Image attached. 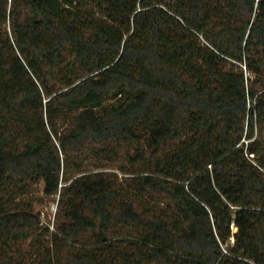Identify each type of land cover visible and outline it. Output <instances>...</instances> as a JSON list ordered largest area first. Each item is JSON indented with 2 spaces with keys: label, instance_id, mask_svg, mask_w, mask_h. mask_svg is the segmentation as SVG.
<instances>
[{
  "label": "trees",
  "instance_id": "trees-1",
  "mask_svg": "<svg viewBox=\"0 0 264 264\" xmlns=\"http://www.w3.org/2000/svg\"><path fill=\"white\" fill-rule=\"evenodd\" d=\"M0 264H264V0H0Z\"/></svg>",
  "mask_w": 264,
  "mask_h": 264
},
{
  "label": "rangeland",
  "instance_id": "rangeland-1",
  "mask_svg": "<svg viewBox=\"0 0 264 264\" xmlns=\"http://www.w3.org/2000/svg\"><path fill=\"white\" fill-rule=\"evenodd\" d=\"M97 164H100V163L96 162L95 160H86L83 164V167L86 168L87 170H92L96 168ZM99 168L106 170V171L111 170L110 167L107 166V164H103ZM76 173L77 172L75 168L69 167L68 169H66L63 177L64 179L67 177H73L76 175ZM118 174L120 175V177H124V178L127 176L126 174L120 171L118 172ZM44 189H45L44 183L40 182L36 185H33L30 191L24 197H21V198H23V200L32 202L38 211L43 212L44 221L47 223H50L51 226L54 225V223L56 222L54 225L56 226V224L58 223V217H59L57 201L46 198ZM83 239H90L91 241L92 239L91 233L87 232L84 236H82V240ZM49 240H50V235H46L42 237V242L44 243L49 242ZM29 248L30 246L28 243L23 246V249L25 250Z\"/></svg>",
  "mask_w": 264,
  "mask_h": 264
},
{
  "label": "built area",
  "instance_id": "built-area-1",
  "mask_svg": "<svg viewBox=\"0 0 264 264\" xmlns=\"http://www.w3.org/2000/svg\"><path fill=\"white\" fill-rule=\"evenodd\" d=\"M51 228L54 229V226L52 225Z\"/></svg>",
  "mask_w": 264,
  "mask_h": 264
}]
</instances>
